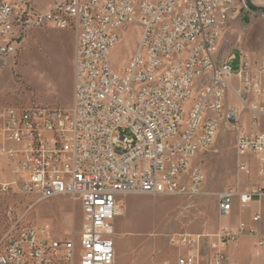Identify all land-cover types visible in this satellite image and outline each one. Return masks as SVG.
Listing matches in <instances>:
<instances>
[{
	"label": "built area",
	"instance_id": "built-area-1",
	"mask_svg": "<svg viewBox=\"0 0 264 264\" xmlns=\"http://www.w3.org/2000/svg\"><path fill=\"white\" fill-rule=\"evenodd\" d=\"M236 2L58 0L36 9L30 0H0V62L34 29L69 32L74 41L68 108L0 110V198L65 197L82 215L76 239L48 225L11 226L0 238V264H114L118 197L197 195L203 172L195 160L221 129L236 133L240 172L249 173L240 158L256 160L258 185L219 194L218 215L264 198V62L239 58L232 71L234 57L219 58V33ZM129 28L139 31L138 44L116 70L110 53ZM259 223L257 213L249 226L172 235L174 264H227V247L244 236L264 249Z\"/></svg>",
	"mask_w": 264,
	"mask_h": 264
},
{
	"label": "rangeland",
	"instance_id": "rangeland-1",
	"mask_svg": "<svg viewBox=\"0 0 264 264\" xmlns=\"http://www.w3.org/2000/svg\"><path fill=\"white\" fill-rule=\"evenodd\" d=\"M30 1L36 9H43L58 0ZM260 2L263 0H238L234 14L219 33V58L226 59L228 53L233 56L234 61L229 63L232 71L238 70L239 51L249 59L251 67L264 62V5ZM138 38L139 31L134 28L123 33L119 45L110 53L114 69L127 64ZM73 53L74 41L69 32L50 28L29 31L15 55L0 62V110L68 108L72 95ZM241 124L246 130L250 128L248 113H243ZM235 136L234 131L221 129L212 146L195 160L203 172L197 195L118 197L122 214L114 222V264H174L175 250L168 243L172 235H212L222 228L233 227L249 213L247 209H236L235 205L226 218L217 212L219 194L246 191L258 185L254 158H240L249 164L248 175L238 170ZM81 217L78 202L68 198L56 197L36 203L31 197L9 192L0 198V238L13 225L16 229L48 225L56 235L62 230L74 232L76 239ZM261 221L264 223V209Z\"/></svg>",
	"mask_w": 264,
	"mask_h": 264
},
{
	"label": "crops",
	"instance_id": "crops-1",
	"mask_svg": "<svg viewBox=\"0 0 264 264\" xmlns=\"http://www.w3.org/2000/svg\"><path fill=\"white\" fill-rule=\"evenodd\" d=\"M261 4L264 5V0ZM239 55L241 59H245V57L241 55L240 51ZM263 209L264 198L253 202L251 206L247 209L249 213L247 215H244V217L241 218L237 222V224L242 222L249 226L251 218L255 214L260 213V223L258 229L260 230V232L264 233V227L260 226L261 224L264 225V223L261 221V213ZM237 224H235L234 226H236ZM231 227L232 226H228V228ZM226 258L227 264H264V249H261L256 246V239L254 237L244 236L240 238L236 244H232L227 247ZM202 262L206 264L205 261Z\"/></svg>",
	"mask_w": 264,
	"mask_h": 264
},
{
	"label": "trees",
	"instance_id": "trees-1",
	"mask_svg": "<svg viewBox=\"0 0 264 264\" xmlns=\"http://www.w3.org/2000/svg\"><path fill=\"white\" fill-rule=\"evenodd\" d=\"M252 10H254L255 8L254 7H250Z\"/></svg>",
	"mask_w": 264,
	"mask_h": 264
}]
</instances>
